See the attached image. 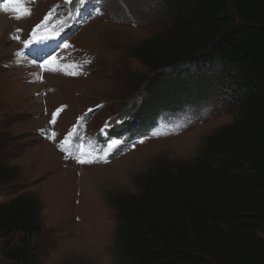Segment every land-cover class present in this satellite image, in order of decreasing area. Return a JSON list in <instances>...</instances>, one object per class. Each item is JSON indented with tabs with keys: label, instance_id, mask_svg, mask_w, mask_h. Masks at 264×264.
Returning <instances> with one entry per match:
<instances>
[{
	"label": "rangeland",
	"instance_id": "obj_1",
	"mask_svg": "<svg viewBox=\"0 0 264 264\" xmlns=\"http://www.w3.org/2000/svg\"><path fill=\"white\" fill-rule=\"evenodd\" d=\"M10 1L0 0V12L11 21L22 17L20 6L27 14L0 35V157L16 177L0 187V204L26 194L40 200L41 264H115L114 200L138 193L160 169L198 157L206 139L238 114L222 106L226 91L176 113H160L164 97L133 92V72L141 69L132 50L169 22L155 1ZM50 36L56 57L27 66L23 53ZM145 112L171 123L160 120L148 134L140 120L128 124ZM120 126L126 137L104 138ZM111 140L120 144L109 151ZM12 239L0 240V264H10L3 250Z\"/></svg>",
	"mask_w": 264,
	"mask_h": 264
},
{
	"label": "trees",
	"instance_id": "obj_2",
	"mask_svg": "<svg viewBox=\"0 0 264 264\" xmlns=\"http://www.w3.org/2000/svg\"><path fill=\"white\" fill-rule=\"evenodd\" d=\"M152 1L169 22L132 50L141 69L133 92L164 97L160 113H176L226 91L222 106L238 116L206 139L198 157L114 200L115 264H264V0ZM152 115L128 124L140 120L147 133L160 120ZM116 129L111 137L123 135ZM15 181L0 157V187ZM12 236L3 250L10 264H41L37 197L0 204V240Z\"/></svg>",
	"mask_w": 264,
	"mask_h": 264
},
{
	"label": "bare ground",
	"instance_id": "obj_3",
	"mask_svg": "<svg viewBox=\"0 0 264 264\" xmlns=\"http://www.w3.org/2000/svg\"><path fill=\"white\" fill-rule=\"evenodd\" d=\"M15 3H17V2H15ZM25 9H26L25 7L20 6L19 12H18L17 15H22V17L19 18V19L18 18H15V21H11L8 18L9 16L6 17L4 13L0 12V35L1 34L2 35L4 34V36H5V33L6 32H9V30L12 28V26L16 22H18V20H21V19H24L25 18L26 14H27V12H26ZM13 18L14 17H12V19ZM54 43H55V40L52 37H44V39H40L39 41L34 42L33 45L29 49L27 48L26 53H23V56L26 59L25 62L27 61L26 62L27 63V66H30L31 65L32 62H30V61H33L35 59L42 58L44 54H48V53L50 54L53 51V46H54L53 44ZM20 60H21V57H19V61Z\"/></svg>",
	"mask_w": 264,
	"mask_h": 264
},
{
	"label": "snow or ice",
	"instance_id": "obj_4",
	"mask_svg": "<svg viewBox=\"0 0 264 264\" xmlns=\"http://www.w3.org/2000/svg\"><path fill=\"white\" fill-rule=\"evenodd\" d=\"M80 3L81 4H83L84 3V0H80ZM51 14H49V16H50ZM18 19L20 18V17H17ZM49 19V17H45V21H47ZM43 23V22H42ZM37 28H39V27H41V25H37L36 26ZM35 31V30H34ZM67 47V46H66ZM60 110H57V112L56 113H53V118H52V121H51V123H53V124H55L56 123V116H57V114H58V112H59ZM91 111V110H90ZM106 127H107V125H106ZM69 135H71V133H69ZM51 138V137H50ZM141 143L143 142V141H140ZM120 144V141H118V140H111V143L109 144V146H108V150L109 151H111V150H113L115 147H117L118 145ZM78 162L79 163H93L94 161L93 160H83V159H79L78 160Z\"/></svg>",
	"mask_w": 264,
	"mask_h": 264
}]
</instances>
